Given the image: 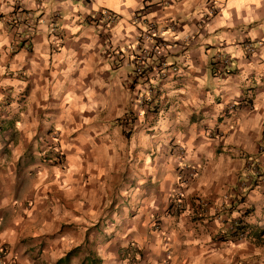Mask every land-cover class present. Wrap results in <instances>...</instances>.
I'll use <instances>...</instances> for the list:
<instances>
[{
	"label": "crops",
	"instance_id": "0c3cea01",
	"mask_svg": "<svg viewBox=\"0 0 264 264\" xmlns=\"http://www.w3.org/2000/svg\"><path fill=\"white\" fill-rule=\"evenodd\" d=\"M16 4L36 24L29 47ZM102 9L113 28L92 22ZM149 21L168 48L136 75ZM263 128L264 0H0V246L21 264H264V175L251 166ZM53 141L64 168L45 157ZM174 145L197 174L186 209L142 237L177 180ZM143 238L166 246L123 259Z\"/></svg>",
	"mask_w": 264,
	"mask_h": 264
},
{
	"label": "built area",
	"instance_id": "2783aa9c",
	"mask_svg": "<svg viewBox=\"0 0 264 264\" xmlns=\"http://www.w3.org/2000/svg\"><path fill=\"white\" fill-rule=\"evenodd\" d=\"M214 3V2H213ZM14 14L12 15L11 21L17 26L18 30V43L22 44L24 41L25 47L30 46V34H32L36 29V24L34 23L33 15L31 13L25 12L22 6L16 4L14 6ZM218 13V7L213 5V8L210 9L209 15H216ZM134 19L137 20L140 17L139 13L133 15ZM119 20V16L109 9H102L97 16H94L92 22L100 26L101 28H113ZM53 30L56 28L55 22L52 20L50 23ZM138 38H142L146 41L153 42L152 48H145L144 51L136 58V75L141 74L144 71V63L146 61V57L149 56L152 51L155 57L160 58L164 55V51L168 48V45L165 41H159L157 30L155 28V23L153 21H149L148 27L146 29H142ZM245 51L248 55H252L255 52V47L251 42H247L244 46ZM230 57L222 54L217 63L216 72L219 75L224 74L226 72V65L230 64ZM53 137L57 138L58 136L54 135ZM47 148L45 150L46 157L48 161L57 165L58 167H65L64 153L56 141L50 142L47 144ZM261 155L257 161H253L251 163L252 170L260 176L264 175V128L262 135V144L260 146ZM262 167V168H261ZM264 181V179H263ZM184 196L183 194L181 195ZM222 207V206H220ZM242 223L240 220L232 221L229 224V229L234 233L236 238H244L246 236V231L244 229H240ZM0 264H21L14 255L11 254L9 247L0 246Z\"/></svg>",
	"mask_w": 264,
	"mask_h": 264
},
{
	"label": "rangeland",
	"instance_id": "374dc122",
	"mask_svg": "<svg viewBox=\"0 0 264 264\" xmlns=\"http://www.w3.org/2000/svg\"><path fill=\"white\" fill-rule=\"evenodd\" d=\"M14 138V137H13ZM9 152L12 153V149L8 148ZM170 153L173 154V156L177 159L178 166L176 167L177 172V180L173 185V190L171 192V196H169V199L166 203V201L163 203V197H153L154 205L153 210L151 214H147L150 216L151 225L146 230L147 232L142 235V237H159L161 235H166V229L163 228L162 223L164 222V218L166 217V214L168 215H174L178 216L180 212L184 211L185 208V190L191 185L194 178L197 176L196 171L187 164L186 160L188 158V151L184 146H173L170 149ZM46 157V156H45ZM24 184V183H23ZM184 195L183 197L181 195ZM208 207V206H207ZM201 210H199L201 213L209 214V211L205 206L199 207ZM204 209L206 211H204ZM203 210V211H202ZM219 222L221 224L228 223V219L226 218V211L223 209H215L211 211ZM1 214V213H0ZM197 215V214H194ZM204 215V214H203ZM140 217H144V213L141 214ZM0 222H1V215H0ZM223 227V226H222ZM223 233V230L221 229L218 231L216 235L221 236ZM159 247V246H166V244H161L160 242L156 244L154 240L150 239L149 242L143 238V240L130 242L129 244H125L121 246V256L123 259H130V260H142L146 254H148L153 247ZM10 249V248H9ZM73 252H76L74 250ZM152 252V251H151Z\"/></svg>",
	"mask_w": 264,
	"mask_h": 264
},
{
	"label": "trees",
	"instance_id": "16d2710c",
	"mask_svg": "<svg viewBox=\"0 0 264 264\" xmlns=\"http://www.w3.org/2000/svg\"><path fill=\"white\" fill-rule=\"evenodd\" d=\"M72 253H73V251L70 254H68V256L71 255ZM59 263H61V261H59Z\"/></svg>",
	"mask_w": 264,
	"mask_h": 264
}]
</instances>
